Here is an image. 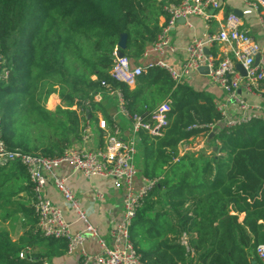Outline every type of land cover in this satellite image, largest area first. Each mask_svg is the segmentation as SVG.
<instances>
[{
	"label": "trees",
	"instance_id": "trees-1",
	"mask_svg": "<svg viewBox=\"0 0 264 264\" xmlns=\"http://www.w3.org/2000/svg\"><path fill=\"white\" fill-rule=\"evenodd\" d=\"M164 2L0 0V66L10 71L0 78L1 138L13 150L62 154L75 143L81 120L88 116L70 107L92 92L106 93L102 80L122 88L132 116L170 97L164 134L141 133L152 160L145 176L159 177L162 167L170 168L133 219L130 231L137 250L146 264H261L256 246L264 242V119L231 130L221 127L212 154L188 153L174 162L181 141L205 130L199 125L221 117L215 98L185 82L176 84L161 66L148 67L135 89L110 76L123 33L126 56L141 61L161 30ZM54 93L62 105L53 111L47 101ZM33 201L26 167L18 161L0 165V214L4 220L21 216L26 228L17 239L0 229V264L54 263L66 255L65 239L31 235L38 220ZM183 232L190 234L193 256L179 241ZM23 250L27 256L22 259Z\"/></svg>",
	"mask_w": 264,
	"mask_h": 264
},
{
	"label": "built area",
	"instance_id": "built-area-1",
	"mask_svg": "<svg viewBox=\"0 0 264 264\" xmlns=\"http://www.w3.org/2000/svg\"><path fill=\"white\" fill-rule=\"evenodd\" d=\"M243 1L260 12L264 25V0ZM221 5L222 0H165L162 6L164 21L161 30L151 47L145 50L144 55L156 52L164 56L167 52H174L175 47L171 39L177 21L188 16H201L209 27L213 16L211 10H216ZM242 26V17L234 11L229 12L220 30L214 32L207 29L202 35L192 38L187 47V57L179 68L162 59L151 61L146 65L135 64L126 54L122 57L118 56L119 47H117L114 52V63L109 71L110 76L113 80L134 86L148 67L161 66L167 69L176 84H180L185 82L193 71L206 67L213 83L221 87L224 95L221 100L215 101L221 117L199 125L205 128L202 133L216 134L221 127L231 130L254 119H264V54L260 43ZM215 45L227 47L220 57L214 56L209 51ZM3 60L0 54V64ZM238 63L242 64L246 74L237 67ZM9 72L7 68L0 66V78H7ZM101 86L107 94L117 97L119 110L131 117L132 137L125 139L118 122L113 121L109 124L105 118H101L98 126L102 142L94 144L92 125L88 118H84L79 144L68 146L62 154L51 157L31 154L21 149H10L0 135V165L18 161L26 167L33 185V207L38 218L30 229L31 235L65 239L66 255L76 256L78 262L75 264H146L131 238L130 229L138 209L144 204L159 178L142 176L140 185H136L139 176L135 164L136 138L142 131L152 136L164 134L170 123L172 99L167 97L151 111L132 116L122 88L114 86L107 80H102ZM243 90L256 95L261 102L247 100L241 94ZM103 92H92L89 97L77 100L70 108L84 116L93 109L94 103L101 100ZM63 164H68L74 171L88 179L97 176L111 178L117 189L124 190L123 217L109 231L114 241L112 247L107 238L101 234L99 227L90 220L89 212L68 184L67 177L59 174L58 169ZM49 183H53L61 193L65 209L56 205L46 194ZM95 192L98 200L104 199V193L100 189L97 188ZM66 211L76 215L77 221L83 224L81 230H74ZM25 232H21L19 236ZM88 235L98 239L101 252L87 251L84 244ZM190 238L188 232H183L179 241L193 256L195 250ZM28 251L32 252V248L28 247ZM256 255L261 264H264V242L257 244ZM25 256H27L26 251H21L19 257L23 259ZM42 264L55 263L44 259Z\"/></svg>",
	"mask_w": 264,
	"mask_h": 264
},
{
	"label": "crops",
	"instance_id": "crops-1",
	"mask_svg": "<svg viewBox=\"0 0 264 264\" xmlns=\"http://www.w3.org/2000/svg\"><path fill=\"white\" fill-rule=\"evenodd\" d=\"M231 11L238 13L242 17V27L247 29L249 33L260 43L262 47V53L264 54V25L261 21L260 12L243 0H222V5L220 8L211 10V14L213 16L210 19L211 25L209 27L206 26L205 20L201 16H188L186 18H181L177 21L172 32L171 43L175 47L174 52H167L164 56H160L156 52H151L147 56H145L143 53V58L141 59V61L137 62L138 60H136L135 64L146 65L151 61L162 59L173 67L179 68L187 57V47L192 38L202 35V33L207 29L214 32L220 30L222 28L225 16ZM163 21L164 17L163 14H161L159 16L160 27ZM152 44L153 43H151L149 47H151ZM226 48L227 47H225L224 45H215L210 48L209 51L214 56L220 57L225 52L224 50ZM185 83L191 85L197 90H203L207 92L215 98V101L221 100L224 95L221 87L213 83L210 75L204 74L200 71H193L191 75L187 79H185ZM136 86L137 83L134 86H130V88L135 89ZM241 94L244 96V98L251 102H261V99L250 92L243 90L241 91ZM164 99L158 101L156 104L160 103ZM59 105H62L61 98L57 93L52 94L47 101V108L54 111ZM100 105H102V107ZM87 114V118L92 125L94 144L102 142L100 137L101 131L98 126L99 119L101 118H105L109 124H111L113 121L118 122L125 139H129L133 135L132 119L119 110L118 99L115 95H109L103 92L101 100L94 103L93 109L90 112H87ZM83 125L84 119L81 120V126ZM141 133L142 132H140V134L136 138L137 145L135 153V164L139 170V176L136 179L137 186L140 185L142 176H145V168L147 162H150L148 164L149 167L152 166V160H149L148 154L150 148L146 147L143 144V140L141 141ZM79 136L80 135H78L76 140L75 138L73 139V141H75V145L79 144ZM214 136H212V133L207 134L201 132L195 137H190L189 139L181 141L178 146V152L174 158V162L179 161L180 158L188 153L195 155H199L201 153H204L206 155L212 154V152L217 149V147L214 145L217 141L213 140ZM193 138L198 141L195 143L196 145H198V148H192V146L187 145L190 143H185L188 140H193ZM169 152L170 150H167V153ZM169 168L170 166L162 167L163 172L161 173L162 176L160 175L158 177L159 182L164 177V172L168 171ZM160 171L161 170H159V172ZM58 172L61 176L67 177L68 184L74 190L76 195L81 199L84 208L89 212L90 220L99 227L101 234L107 238L109 245L112 247L114 245V241L110 236L109 231L113 227V225L116 222H119L123 217L124 190L117 189L114 186L113 180L111 178L97 176L88 179L80 173L74 171L68 164H63L58 169ZM97 188L104 193V199L98 200V198H96L95 190ZM46 194L56 205H59L63 209H65L64 199L61 193L53 185V183H49L46 187ZM188 205L189 202L186 204V206ZM157 209H160V205L157 206ZM66 215L68 220L73 223L74 230L79 231L83 228V224L77 221L76 215L73 212L66 211ZM244 215L245 214L241 215L240 220L244 218ZM84 246L90 253L101 252V246L95 236L88 235ZM53 261L54 263L56 262L55 264H75L78 262L76 256L68 255L56 258ZM193 264H196V262L194 261Z\"/></svg>",
	"mask_w": 264,
	"mask_h": 264
},
{
	"label": "rangeland",
	"instance_id": "rangeland-1",
	"mask_svg": "<svg viewBox=\"0 0 264 264\" xmlns=\"http://www.w3.org/2000/svg\"><path fill=\"white\" fill-rule=\"evenodd\" d=\"M198 142L195 138H193V140H188L187 145L192 146V148H198V145H196L195 143ZM191 151H197V150H191ZM7 229L10 234L12 235L13 238L17 239L20 236L21 232L26 231V228L23 227V218L21 216H18L14 219L11 220H4L2 215L0 214V229ZM32 252H34V250L32 249Z\"/></svg>",
	"mask_w": 264,
	"mask_h": 264
},
{
	"label": "water",
	"instance_id": "water-1",
	"mask_svg": "<svg viewBox=\"0 0 264 264\" xmlns=\"http://www.w3.org/2000/svg\"><path fill=\"white\" fill-rule=\"evenodd\" d=\"M126 44H127V35L125 33L122 34V37H121V40L119 42V48H118V56H124L125 55V52H124V49L126 48ZM259 60V56L257 57V61ZM237 67L242 71L243 74H246V71L244 69V67L242 66L241 63H238L237 64ZM199 71L204 73V74H207L209 75V70L206 68V67H200L199 68ZM215 133L212 132V136H214ZM256 262V261H254Z\"/></svg>",
	"mask_w": 264,
	"mask_h": 264
}]
</instances>
